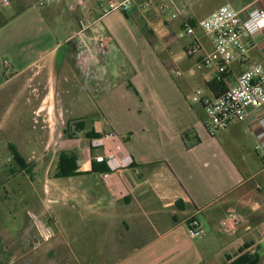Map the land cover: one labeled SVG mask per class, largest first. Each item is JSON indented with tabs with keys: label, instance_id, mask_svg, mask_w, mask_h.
<instances>
[{
	"label": "crops",
	"instance_id": "crops-1",
	"mask_svg": "<svg viewBox=\"0 0 264 264\" xmlns=\"http://www.w3.org/2000/svg\"><path fill=\"white\" fill-rule=\"evenodd\" d=\"M147 1L136 0L126 14L159 22L163 14L157 8L142 9ZM152 1L171 4L197 24L221 6L242 10L259 2ZM106 6L107 0H90L86 8H75L73 0L49 6L32 0L11 16L0 11L8 20L0 27L1 147L9 153L4 163H11L1 189L14 200L15 211H0V264H247L246 258L264 264L259 179L264 170L250 169L259 159L254 148L258 130L251 133L249 124L238 123L211 137L205 109L193 101L198 89L213 95L209 84L215 71L201 67L213 50L212 40L201 31L181 51L176 44L153 45L140 28L112 33L97 24L86 33L97 58L86 70L75 38L78 20H103ZM95 34L108 44L107 53L98 52ZM196 38L201 51L189 56L186 50ZM249 48L245 58L231 64V82L263 60L261 37ZM40 94H46L42 101ZM57 94L65 100L62 110L71 115L64 133L77 143L62 152L78 156V176L58 179L55 170L46 187L12 188L24 175L39 178L33 168H22L14 151L28 163L22 152L44 145L34 116L46 110L52 115ZM16 107L10 119L8 112ZM27 115L31 125L25 124ZM105 132L119 136L133 163L103 180L109 168L93 163L89 148L94 136ZM43 212L54 230L47 243L35 224ZM231 215L238 222L227 233L222 222ZM193 217L205 231L201 238L190 233Z\"/></svg>",
	"mask_w": 264,
	"mask_h": 264
},
{
	"label": "built area",
	"instance_id": "built-area-1",
	"mask_svg": "<svg viewBox=\"0 0 264 264\" xmlns=\"http://www.w3.org/2000/svg\"><path fill=\"white\" fill-rule=\"evenodd\" d=\"M58 2L60 0H42L46 6ZM1 3L4 6H10L9 0H1ZM73 4L75 8H86L90 0H73ZM135 5L136 0H107V8L102 16L105 17L117 11L126 13ZM172 7L167 2L157 4L152 0L142 5L143 10L157 8L162 14H171ZM176 16L175 13L172 14L173 18ZM100 20L92 22L85 17H80L78 20L79 29L75 38L81 45L82 60L86 70H89L92 60H97L96 56L90 53L86 33L89 30H95ZM191 23V20L184 19L183 30L187 35L196 36L195 26ZM197 27L212 40L213 44L212 52L205 56L201 67L214 69L215 78H221L229 74L233 62L240 61L248 55L250 45H256L260 37L264 40V5L262 0H259L256 5L237 10L227 4L200 20ZM94 42L98 52L109 51L108 44L98 34L94 35ZM200 51V44L196 38L189 45L186 53L189 56H195ZM177 74L182 75L181 72ZM226 83L227 90L220 97L211 96L202 89H198L193 97V101L200 103L205 109L207 114L205 125L209 135L216 137L234 124L247 123L251 133L258 130L255 151L264 153V58L261 62L247 68L236 82L228 79ZM120 144L122 145V141L114 132H105L90 142V153H95L92 156V162L105 164L109 168V173L103 175V180H106L111 173L122 172L133 163L129 155L121 152ZM237 222V217L231 215L223 220L222 227L225 232L233 233ZM35 224L39 229L40 237L45 241L54 236L52 228L45 229L37 219ZM189 226L193 237L201 238L205 235V231L195 217L191 218Z\"/></svg>",
	"mask_w": 264,
	"mask_h": 264
},
{
	"label": "rangeland",
	"instance_id": "rangeland-1",
	"mask_svg": "<svg viewBox=\"0 0 264 264\" xmlns=\"http://www.w3.org/2000/svg\"><path fill=\"white\" fill-rule=\"evenodd\" d=\"M31 2L32 0H9L10 6H4V4H2L0 0V11L2 10L7 16H11L16 11L27 7ZM208 3L209 1L204 2L205 5ZM215 4L216 3L211 2L210 6H213ZM105 8H107V6ZM173 13L177 15L175 18L172 17ZM67 15H70V17H72L70 12ZM70 17V21L73 20ZM2 21L3 16L0 12V24L2 23ZM183 21L184 15L182 10L172 7L171 14H163L162 19L156 23L148 22L146 19H141L139 14L129 16L124 11H117L105 16V18L98 23V27H103L104 31L106 28H108L112 33L113 31H119L125 27L140 28L144 30V35L153 45H158L160 48H162L161 46L167 45L168 43L176 44L175 46L183 51L182 47L189 40L191 41L190 35H187L184 30L179 29V25L183 23ZM176 27L178 29L175 30ZM200 32L201 30L197 26H195V33L197 34ZM45 95L46 94H40V101L43 100ZM52 102H55V104L51 105L52 115L48 116L46 110L44 113H41L38 116H34L35 119H38V126L40 127L39 135L41 137V141L44 142V145H41L39 148L34 147L33 151H31V148H28V150H25L27 154H25L24 151L22 152L24 155H27V160L31 159L26 165L29 168H33L35 171H38L40 173L39 178L37 177V179H33V177L24 175L23 177H19L16 179V182L12 186V188L15 186L20 188L35 187L37 189L46 187L47 182L51 180L56 170L59 154L62 151H70L75 147V144H77L76 142H69V138L64 133V130L67 128L69 119L71 117V115L65 113V111L62 110V105L65 104V100H63V98L59 94H57V98ZM16 110L17 107L12 108L8 112L10 119H15L13 117L16 115ZM4 111L5 109L2 106L0 108V113H4ZM26 118L27 122L25 124L31 125L32 123L30 120V115H27ZM29 132L31 134H34V132L32 131V127ZM2 135L3 132L0 131V189L4 186V183L7 180L5 178L6 175L4 176V170H6V168H8L7 170H9L11 168L10 162L4 163V161L9 158V153L6 154L4 152V148L1 147V145L3 146ZM120 147L121 152L125 153L122 149L123 146L121 144ZM250 169H254V173H257L262 169L264 170L263 152H259V159L257 161V164L252 165V167L250 165ZM259 179H262L261 185L264 187V174L260 175ZM10 187L8 185L9 190H12ZM44 197L46 198L47 194H45ZM12 201L14 200H7V197H5V194L1 189L0 205L5 203V206H0V211H2L1 209H5V211L7 210V213L14 215L15 211L13 210L14 205ZM43 215L42 219L39 218V224L47 229L48 225L46 222L49 221V217L47 214L44 216ZM36 229L38 235L40 236L37 226ZM40 239L42 242L46 243L50 240L49 239L48 241H45L44 239H42V237H40Z\"/></svg>",
	"mask_w": 264,
	"mask_h": 264
},
{
	"label": "trees",
	"instance_id": "trees-1",
	"mask_svg": "<svg viewBox=\"0 0 264 264\" xmlns=\"http://www.w3.org/2000/svg\"><path fill=\"white\" fill-rule=\"evenodd\" d=\"M8 22V20H3L0 24V27L5 25ZM192 26H197V23L192 21ZM229 79V75L222 76L221 78H215L210 84L209 88L213 95L215 97H220L223 93L227 90V83L226 81ZM101 135H96V137H100ZM14 151V149H13ZM17 159L21 162V166L25 171H31V168H29L23 160L20 157V155L14 151ZM78 161L79 158L74 153H66L61 152L59 154L57 167H56V173L55 177L60 178H70L78 176L77 170H78ZM106 169V166H105ZM250 258H246L245 261H247V264H255V261H250Z\"/></svg>",
	"mask_w": 264,
	"mask_h": 264
}]
</instances>
